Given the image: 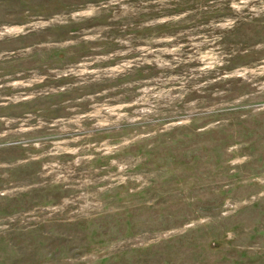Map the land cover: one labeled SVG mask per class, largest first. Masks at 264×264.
I'll return each mask as SVG.
<instances>
[{
  "label": "rangeland",
  "instance_id": "obj_1",
  "mask_svg": "<svg viewBox=\"0 0 264 264\" xmlns=\"http://www.w3.org/2000/svg\"><path fill=\"white\" fill-rule=\"evenodd\" d=\"M0 264H264V0H0Z\"/></svg>",
  "mask_w": 264,
  "mask_h": 264
}]
</instances>
